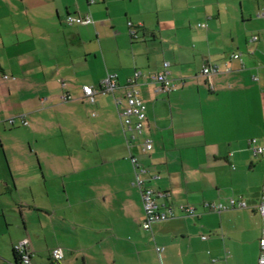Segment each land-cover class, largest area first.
<instances>
[{
	"label": "crops",
	"instance_id": "obj_1",
	"mask_svg": "<svg viewBox=\"0 0 264 264\" xmlns=\"http://www.w3.org/2000/svg\"><path fill=\"white\" fill-rule=\"evenodd\" d=\"M262 10L264 0H0V264H15L23 239L33 264H257L264 158L248 141L264 140ZM68 14L95 22L68 27ZM164 61L171 92L137 82L152 151L131 154L158 176L150 187L196 216L147 232L113 101L123 90L90 103L82 88L107 74L124 86ZM21 115L25 126L6 124ZM231 197L245 207L207 206Z\"/></svg>",
	"mask_w": 264,
	"mask_h": 264
},
{
	"label": "built area",
	"instance_id": "obj_2",
	"mask_svg": "<svg viewBox=\"0 0 264 264\" xmlns=\"http://www.w3.org/2000/svg\"><path fill=\"white\" fill-rule=\"evenodd\" d=\"M87 5L91 6L97 3V0H86ZM259 19L264 18V10L259 12L256 16ZM65 25L68 27L74 25L88 26L93 25L95 22L90 14L86 15H67ZM127 27L131 29V24L127 23ZM198 28H204V25H197ZM134 35V32H132ZM259 36H254L252 42L258 41ZM231 60L240 61L239 55L237 53L230 55ZM170 64L164 61L161 66V70L155 74L142 75L138 70L133 71L132 76L128 79L124 86H120L116 81V75L107 74L105 78L100 82L99 88L97 90L85 86L82 88L83 97L87 98L90 103L94 102V98L98 94H113L118 90L122 89L123 93L119 97H113L114 104L116 106L122 105L119 116L121 118V130L125 140V144L128 151V160L133 170V178L131 185L138 190V194L142 204L143 218L140 221V227L142 230L149 232L151 230V225L155 222H165L173 218L178 217H195L193 208L187 205H179L176 208L168 202L167 192L162 190H155L149 186L152 180L158 179V176H151L149 170L145 168L144 164L131 154L133 147H138L141 153L145 154L152 151V142L149 138L144 137V123L146 122V106L139 99L140 92L137 89L138 80L144 79V82H148L154 85H158L160 90L169 93L173 89V84L171 82ZM219 66H207L201 71L203 76H212L219 72ZM225 73L229 72L228 64H225L223 69ZM7 75H3L2 79L6 80ZM61 100L68 101L69 97L65 94L61 95ZM15 119H20L23 126L26 123L23 121V116L18 118L7 119L6 124L13 126ZM140 139L138 142L137 140ZM138 142V143H137ZM248 147L250 155L253 158L263 157L264 158V140L257 142V139L248 141ZM208 207L211 208L213 212L220 214L221 212L229 209H239L244 208L245 203L241 200H235L232 197L228 199L226 206L223 205H212ZM177 213H176V211ZM256 212L261 218V236L258 239L259 253L257 258V264H264V178L260 186V196L259 202L256 206ZM205 239V238H203ZM29 242L27 239L18 241L13 247V255L17 259L16 264H33L31 260L34 257L33 252L29 247ZM160 249L157 248L158 252ZM50 258L52 263H58L63 259V252L60 247H55L51 250Z\"/></svg>",
	"mask_w": 264,
	"mask_h": 264
},
{
	"label": "trees",
	"instance_id": "obj_3",
	"mask_svg": "<svg viewBox=\"0 0 264 264\" xmlns=\"http://www.w3.org/2000/svg\"><path fill=\"white\" fill-rule=\"evenodd\" d=\"M15 260H17L16 258H15ZM14 260V262H15V264H16V261Z\"/></svg>",
	"mask_w": 264,
	"mask_h": 264
},
{
	"label": "rangeland",
	"instance_id": "obj_4",
	"mask_svg": "<svg viewBox=\"0 0 264 264\" xmlns=\"http://www.w3.org/2000/svg\"><path fill=\"white\" fill-rule=\"evenodd\" d=\"M62 250V249H61Z\"/></svg>",
	"mask_w": 264,
	"mask_h": 264
}]
</instances>
